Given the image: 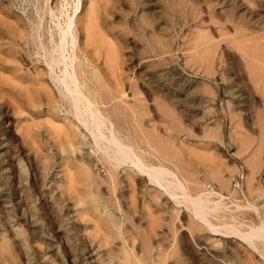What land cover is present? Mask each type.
<instances>
[{"label": "rangeland", "instance_id": "1", "mask_svg": "<svg viewBox=\"0 0 264 264\" xmlns=\"http://www.w3.org/2000/svg\"><path fill=\"white\" fill-rule=\"evenodd\" d=\"M263 231L264 0H0V264H264Z\"/></svg>", "mask_w": 264, "mask_h": 264}, {"label": "bare ground", "instance_id": "2", "mask_svg": "<svg viewBox=\"0 0 264 264\" xmlns=\"http://www.w3.org/2000/svg\"><path fill=\"white\" fill-rule=\"evenodd\" d=\"M15 36V35H14ZM18 39L15 38L14 39V43L18 42L17 41ZM38 44V43H37ZM65 40L62 39V37L60 38V42L56 45V48L58 47V55L59 56L57 58V63L56 62H52V58H49L47 57L46 58V61H47V64L50 65V69H51V73H50V77L52 79V81L55 82L56 86L58 87L62 97H64V99L68 98L67 100L69 101L70 105L72 106V109L73 110V113H74V119H76V123L78 124V126L80 125H83L84 128L86 129V132H88L89 134H91L93 137H94V140L96 141V144L98 145V141H99V137H98V132L101 133V128H103V124H104V121L103 119H101V115L99 113V108L97 107V105L95 104V99H93L94 101L90 100L84 92H82V87L83 86H80V83H79V80H78V76L76 74V72L74 71V74H71L70 73V69L68 68V65L71 66L72 65V62L70 61L67 62L65 61V59L63 58L64 57V54H65ZM57 50V49H56ZM45 54V53H44ZM50 56V55H48ZM53 57V56H51ZM50 59V60H49ZM49 61V63H48ZM54 63L58 64L59 65V71L61 72L62 75L60 74H55V73H52L54 72ZM61 65H60V64ZM56 70V69H55ZM68 76H70V79H68ZM70 81L74 84H70ZM82 85V84H81ZM123 96V95H122ZM130 96V95H129ZM65 99V101H66ZM64 101V102H65ZM66 103V102H65ZM68 104V103H67ZM165 111V109H164ZM188 127V126H187ZM82 128V126H81ZM82 132V131H81ZM117 133V132H116ZM84 136V135H83ZM91 136V137H92ZM105 137V136H104ZM101 140V139H100ZM109 140V139H108ZM107 140V141H108ZM113 140V141H112ZM94 141V142H95ZM106 141V142H107ZM112 142H114L115 144V150L113 148V152H109L111 155L114 154V156H116L117 158L123 160V161H130V163L132 164V167L134 168V170L136 169L140 175H143L145 176L147 179H149L150 181L153 182V184L156 185V187L160 188L161 189H164L165 191H168V193H170L172 195V197L174 198H177V193L175 192H172V190L168 187L169 183H164V180H163V173L165 172V168L162 167V166H157V165H147L145 164V162L141 161V159H137V160H133L131 158V156L134 155V153L131 152V149L129 148V146H127L126 144H122L120 143L118 140H116L115 138L111 139ZM83 142V141H82ZM100 143V142H99ZM95 144V143H94ZM110 144V143H108ZM103 146V145H102ZM106 147H103V149H107L108 146L107 144L105 145ZM111 146L113 147V145L111 144ZM132 146V145H131ZM100 147V146H99ZM101 148V147H100ZM109 150V149H108ZM107 150V151H108ZM131 155V156H130ZM107 156V155H105ZM112 159L113 157H108L107 159ZM136 158V157H135ZM115 159V158H114ZM118 159V160H119ZM129 159V160H128ZM113 160V159H112ZM119 164V162H118ZM121 165V164H120ZM92 166V165H91ZM118 166V165H117ZM115 167V166H114ZM136 171V172H137ZM164 175H167L164 173ZM173 175L177 178V181L174 180L173 182V179L172 181H170L171 179H167L168 181L170 182H173V183H176L178 182V184L175 185L176 189H182L184 190V186L182 184V182L180 180H178V176L177 174L173 173ZM174 177V178H175ZM166 179V178H165ZM167 181V182H168ZM172 186V185H171ZM170 186V187H171ZM174 187V185H173ZM183 192V191H182ZM185 193V192H184ZM203 195V194H202ZM210 195V193H209ZM172 197H171V200H172ZM183 195L181 196V199H182ZM186 197V196H185ZM192 198V197H190ZM180 199V200H181ZM193 199V207H194V211L195 213L197 214V216L199 218H203L205 220V216H204V209L202 206V199H200L199 197H195L192 198ZM191 199V200H192ZM186 201V200H185ZM180 202V201H179ZM208 202V201H207ZM169 203V202H168ZM175 203V202H174ZM206 203V202H205ZM178 204V203H177ZM214 204H216L214 202ZM214 206V205H213ZM212 206V207H213ZM218 206V204L216 205ZM221 206V205H220ZM207 206L205 205L204 208H206ZM188 208V207H187ZM211 207H207V209H210ZM207 221V219H206ZM208 222V221H207ZM211 225V224H210ZM218 227H221L218 225ZM218 227L215 226L213 229L215 231L218 230ZM225 227V225L223 226ZM231 227V226H229ZM222 228V227H221ZM258 228L260 229L261 226L259 225ZM252 229V228H251ZM225 230V229H224ZM230 230V229H228ZM219 231V230H218ZM231 231V230H230ZM237 231V230H236ZM262 231V229H261ZM227 232V231H226ZM225 232V233H226ZM238 232V231H237ZM247 232V231H246ZM254 233H256L254 231ZM259 232H257L256 234H258ZM264 233V231H263ZM262 233V234H263ZM228 234V233H227ZM243 234V233H242ZM259 235V234H258ZM246 236V235H244ZM247 236L248 237H252L250 234L247 233ZM248 240V239H247Z\"/></svg>", "mask_w": 264, "mask_h": 264}]
</instances>
